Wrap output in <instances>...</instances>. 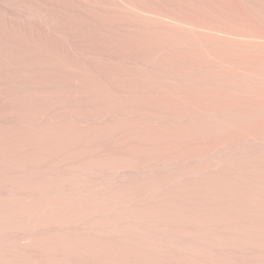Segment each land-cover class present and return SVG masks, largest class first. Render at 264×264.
<instances>
[{
    "label": "rangeland",
    "instance_id": "1",
    "mask_svg": "<svg viewBox=\"0 0 264 264\" xmlns=\"http://www.w3.org/2000/svg\"><path fill=\"white\" fill-rule=\"evenodd\" d=\"M117 1L0 0V264H264V0Z\"/></svg>",
    "mask_w": 264,
    "mask_h": 264
},
{
    "label": "bare ground",
    "instance_id": "2",
    "mask_svg": "<svg viewBox=\"0 0 264 264\" xmlns=\"http://www.w3.org/2000/svg\"><path fill=\"white\" fill-rule=\"evenodd\" d=\"M110 1L112 2L113 6L116 5L117 7H120V6L122 5V4H121L119 1H117V0H110ZM146 1H147V0H146ZM256 1H257V0H256ZM260 1H262V0H260ZM114 4H115V5H114ZM159 4H160V2H159ZM256 4H258V3H256ZM260 4H261V3H260ZM152 5H155V4H152ZM160 5H161V4H160ZM162 5H163V4H162ZM107 6H108V5H107ZM111 6H112V5H111ZM116 6H115V7H116ZM122 6H123V5H122ZM139 6L141 7V5H139ZM147 6H148V5H147ZM258 6H259V5H258ZM260 6H261V5H260ZM161 7H162V6H161ZM108 8H109V7H108ZM259 9H260V8H259ZM109 10H110V9H109ZM260 10H261V9H260ZM159 11H160V10H159ZM255 11H258V9L255 10ZM261 11H263V10H261ZM258 12H259V11H258ZM263 12H264V11H263ZM152 13H153V12H152ZM160 13H161V12H160ZM165 13H166V12H165ZM254 13H255V12H254ZM109 14H110V12H109ZM149 14H150V13H149ZM252 14H253V11H252ZM255 14H256V13H255ZM161 15H163V14H161ZM165 15H166V14H165ZM175 15H176V14H175ZM154 16H155V15H154ZM203 16H204V15H202V17H203ZM29 17H30V16H29ZM173 17H174V16H173ZM199 17H200V16H199ZM207 17H208V16H207ZM207 17H206V18H207ZM253 17H254V16H253ZM257 17H258V16H257ZM260 17H261V16H260ZM156 18H157V17H156ZM178 18H179V17H178ZM200 18H201V17H200ZM31 19H32V18H31ZM182 19H183V18H182ZM202 19H203V18H202ZM204 19H205V17H204ZM208 19H210V18H208ZM254 19H255V18H254ZM262 19H263V18H262ZM153 20H154V18H153ZM175 20H176V19H175ZM179 20H180V19H179ZM200 20H201V19H200ZM205 20H206V22H207V19H205ZM213 20H214V19H213ZM247 20H248V19H247ZM251 20H252V19H251ZM255 20H256V19H255ZM198 21H199V19L197 20V22H198ZM209 21H210V20H209ZM152 22H154V21H152ZM170 22H171V21H170ZM200 22H201V21H200ZM204 22H205V21H204ZM206 22H205V25H206L207 23H210V22H207V23H206ZM211 22H212V20H211ZM215 22H216V23H215V25H216V24H217V21H215ZM241 22H242V21H241ZM243 22H244V21H243ZM254 22H255V21H254ZM262 22H263V21H262ZM39 23H40V22H39ZM125 23H127V22H125ZM158 23H159V22H158ZM194 23H195V21H194ZM213 23H214V21H213ZM252 23H253V22H252ZM252 23H251V24H252ZM260 23H261V22H260ZM149 24H151V23H149ZM153 24H154V23H153ZM176 24H177V23H176ZM201 24H202V22H201ZM201 24H200V25H201ZM203 24H204V23H203ZM218 24L220 25V23H218ZM261 24H262V23H261ZM156 25H157V23H156ZM156 25H155V26H156ZM167 25H168V24H167ZM198 25H199V23H198ZM200 25H199V26H200ZM211 25L213 26V24H211ZM243 25H244V24H243ZM254 25H255V24H254ZM31 26H32V25H31ZM40 26H41V24H40ZM133 26H134V25H133ZM155 26H154V27H155ZM160 26H161V24H160ZM173 26H174V25H173ZM193 26H194V25H193ZM196 26H197V24H196ZM199 26H197V27H199ZM203 26H204V25H203ZM203 26H202V29H203ZM206 26H207V25H206ZM234 26H235V25H234ZM244 26H245V25H244ZM37 27H38V25H37ZM127 27H128V26H127ZM161 27H162V26H161ZM174 27H175V26H174ZM174 27H173V28H174ZM178 27H179V26H178ZM204 27H205V26H204ZM208 27H209V25H208ZM213 27H214V26H213ZM253 27H254V26H253ZM253 27H252V28H253ZM169 28H171V27H169ZM195 28H196V27H195ZM199 28H200V27H199ZM205 28L207 29V27H205ZM220 28H221V27H220ZM228 28H229V27H228ZM242 28H243V26H242ZM242 28H241V29H242ZM250 28H251V27H250ZM178 29H179V28H178ZM202 29H200V30H202ZM210 29H211V27H210ZM247 29H249V28H247ZM253 29H254V28H253ZM259 29L261 30L260 27H259ZM161 30H162V29H161ZM184 30H185V29H184ZM200 30H199V31H200ZM232 30H233V29H232ZM232 30H231V31H232ZM249 30H250V29H249ZM158 31H159V30H158ZM199 31H198V32L195 31V32L201 34V31H200V32H199ZM224 31H225V29H224ZM235 31H237V30H235ZM242 31H243V30H242ZM252 31H254V30H252ZM258 31H259V30H258ZM262 31H263V29H262ZM155 32L157 33V31H155ZM159 32H160V31H159ZM192 32H193V31H192ZM206 32H207V31H206ZM206 32H205V33H206ZM213 32H214V31H213ZM227 32H228V31H227ZM244 32H245V31H244ZM246 32H247V31H246ZM256 32H257V31H256ZM202 33H204V32L202 31ZM263 33H264V32H263ZM195 34H196V33H195ZM200 34H199V35H200ZM211 34H212V33H211ZM220 34H221V33H220ZM239 34H240V33H239ZM239 34H238V35H239ZM246 34H247V33H246ZM256 35H257V34H255V35L253 34V35H249V36H250V37H253V38H254V41H255V37H257ZM260 35H262V33H261ZM201 36H202V35H200L199 37H201ZM217 36H219V35H217ZM217 36H216V37L213 36V37H214V38H217ZM236 36H237V35H236ZM262 36H263V35H262ZM203 37H204V36H203ZM203 37H201V38H203ZM229 37H230V35H229ZM244 37H245V35H244ZM260 37H261V36H260ZM209 38H210V37H209ZM221 38H223V37H221ZM221 38H220V39H221ZM239 38H240V37H239ZM245 38H246V37H245ZM257 38H258V37H257ZM257 38H256V40H257ZM261 38H262V37H261ZM205 39H206V38H205ZM225 39H228V38H225ZM231 39H232V38H231ZM233 39H234V38H233ZM233 39H232V40H233ZM248 39H249V38H248ZM259 39H260V38H259ZM250 40H251V39H250ZM250 40H249V42H250ZM222 41H223V40H222ZM226 41H227V40H226ZM257 41H259V40H257ZM239 42H240V40H239ZM255 42H256V41H255ZM236 43H237V42H236ZM249 44H250V43H249ZM255 44H258V43L256 42ZM262 44H263V43H262ZM236 45H237V44H236ZM258 45H259V44H258ZM233 46H235V44H234ZM246 47H247V46H246ZM217 48H218V47H217ZM221 48H222V46H221ZM227 48H228V47H227ZM254 48H255V47H254ZM260 48H261V46H260ZM225 49H226V48H225ZM258 49H259V48H258ZM228 51H229V50H228ZM234 51H236V49H235ZM253 51H254V50H253ZM255 51H256V50H255ZM255 51H254V53H255ZM220 52H221V51H220ZM240 52H242V50H241ZM250 52H251V51H250ZM261 52H262V51H261ZM263 52H264V51H263ZM232 53H233V52H232ZM234 53H236V52H234ZM237 53H238V52H237ZM254 53H253V54H254ZM259 53H260V52H259ZM249 54H250V53H249ZM251 54H252V53H251ZM260 54L262 55V53H260ZM254 55H255V54H254ZM261 55H260V57H261ZM206 57H207V56H206ZM224 57H225V56H224ZM254 57H255V56H254ZM258 57H259V56H258ZM263 57H264V56H263ZM219 59H220V58H219ZM242 59H243V58H242ZM240 60H241V59H240ZM251 60H252V59H251ZM258 60H260V59L258 58ZM262 61H264V59H263ZM248 65H249V64H248ZM255 66H256V65H255ZM255 69H256V68H255ZM255 75H256V74H255ZM244 77H245V76H244ZM260 77H261V76H260ZM247 83H248V82H247ZM244 86H245V85H244ZM245 88H246V87H245ZM239 90H240V89H239ZM237 91H238V90H237ZM241 91H242V90H241Z\"/></svg>",
    "mask_w": 264,
    "mask_h": 264
}]
</instances>
